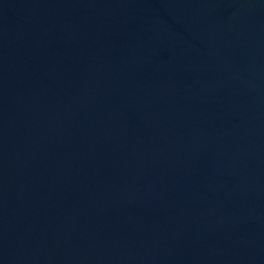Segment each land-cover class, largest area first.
<instances>
[{"label": "water", "instance_id": "water-1", "mask_svg": "<svg viewBox=\"0 0 264 264\" xmlns=\"http://www.w3.org/2000/svg\"><path fill=\"white\" fill-rule=\"evenodd\" d=\"M0 264H264V0H0Z\"/></svg>", "mask_w": 264, "mask_h": 264}]
</instances>
